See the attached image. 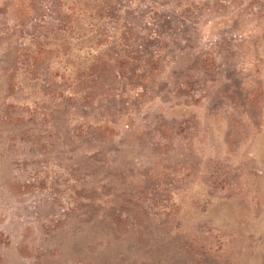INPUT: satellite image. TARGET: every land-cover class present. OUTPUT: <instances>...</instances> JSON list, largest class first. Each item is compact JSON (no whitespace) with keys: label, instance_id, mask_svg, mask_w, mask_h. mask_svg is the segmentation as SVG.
<instances>
[{"label":"rangeland","instance_id":"obj_1","mask_svg":"<svg viewBox=\"0 0 264 264\" xmlns=\"http://www.w3.org/2000/svg\"><path fill=\"white\" fill-rule=\"evenodd\" d=\"M179 1L128 8L152 72L71 95L68 0H0V264H264V0Z\"/></svg>","mask_w":264,"mask_h":264},{"label":"trees","instance_id":"obj_2","mask_svg":"<svg viewBox=\"0 0 264 264\" xmlns=\"http://www.w3.org/2000/svg\"><path fill=\"white\" fill-rule=\"evenodd\" d=\"M147 1L148 4L143 17L149 30L171 29L168 27L169 25L175 27L172 15L178 18L177 23H179L181 19L190 20V17L195 13L192 2H180L179 0ZM136 2L139 0H68L65 6L67 13V17H64L65 26L60 30L64 31L63 44L67 50L66 56L86 61L88 64L81 69L75 68L70 81L63 78L58 82H51L52 93L68 85L71 95H76L77 89L79 86L83 88L81 86L83 84H86L87 89L93 92L99 86H103L102 80L106 76L114 79L127 76L134 78L144 77L152 72L150 64L153 62L145 63L148 61L147 57L154 59L153 52H149L146 47L147 38L135 39L133 29L136 27V22L133 15L129 13L131 18L127 15L128 8L129 10L132 9L134 7L132 4ZM165 7L171 9L172 14H167L164 11ZM177 23L176 27L178 28ZM148 39H153L152 35H149ZM149 43L151 42L149 41ZM74 46H77L78 51L69 56L70 50ZM20 109L28 113L27 116L15 114L18 116L13 117L1 111L0 120L2 122L18 121L21 123L25 122L26 118L24 117H27L30 121L32 119L30 104H22ZM27 144L33 146L32 141H28ZM89 152V150L86 151V153Z\"/></svg>","mask_w":264,"mask_h":264}]
</instances>
